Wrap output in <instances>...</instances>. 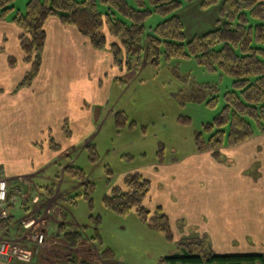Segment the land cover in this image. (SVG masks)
Wrapping results in <instances>:
<instances>
[{"label":"rangeland","instance_id":"obj_1","mask_svg":"<svg viewBox=\"0 0 264 264\" xmlns=\"http://www.w3.org/2000/svg\"><path fill=\"white\" fill-rule=\"evenodd\" d=\"M28 1L30 0H14V11L9 17L15 11L23 13ZM95 1L98 11L105 14L107 7L99 0ZM127 2L131 8H135L132 0ZM175 15L183 24L185 42L216 30L219 27L218 21L221 20L217 5L203 9L198 0L183 1ZM168 18L169 16L152 15L144 22V50L146 36ZM102 32L107 38V51L110 44H120L118 40L108 36L106 28ZM71 58L65 54L62 67L53 72L47 88L42 85L45 86L42 92L46 95L42 96V99L45 98L46 103L51 104V109H43L42 124L45 123L51 129L52 137L61 145L66 142L63 135L69 136L71 150L68 157L60 158L57 164L42 172L40 179L34 180V184L53 188L55 193L47 203L39 201L36 205L28 207L26 212L30 213L29 224L35 220L30 228H35L36 220L44 214V210L49 215L43 216L39 223L50 230L55 224L54 221L61 218V213H67L73 230L82 232L86 243V246L81 244L80 251L72 252L77 264H88L82 260V256L87 259L88 255L92 257L89 264H98L100 261L102 264L98 251L105 249H110L113 253V257L107 259V264H157L160 258L182 255L183 252L178 248L180 241L197 238L203 239V246L198 249L189 247L190 253L203 255V249L211 250L212 246L206 242L213 240L211 235L177 236L174 233V241L168 242L160 233L148 229L133 213L118 216L107 210L103 205V198L110 194L113 187L121 186L126 175H144L146 169L154 170L158 167L159 160L165 164H173L192 157L196 152L194 134H203L205 125L223 108V95L231 91L232 80L220 73H209L193 59L171 58L166 61L161 55L158 66H152L146 62L143 53L138 61L131 62L130 70H126L128 68L121 62V66L114 65V69H106L103 72L92 69L85 61L71 62ZM90 64H93L92 60ZM98 79H101V94L97 93ZM205 84L217 88L214 94L217 96L215 108L210 107L208 103L212 100L210 90L202 93L198 102L191 100L192 94H195L192 91ZM53 102H57V106H54ZM118 113L127 116V125L123 128H118L115 124L114 118ZM63 121L67 122L68 133L60 130ZM203 137L207 139L205 134ZM42 144L44 145V142ZM87 145H93L95 148L94 162L90 159ZM217 156L225 157L221 154L214 155ZM69 165L82 171L85 181L92 184L91 191L64 172V168ZM225 175L224 172L223 178ZM45 177L49 180H42ZM19 189L21 193L26 191L23 186ZM11 192L14 195L10 198L9 214L19 218L24 214L21 209V194L13 189ZM85 194L91 204L86 200ZM98 217L100 224L97 229L101 244L95 248L88 238L95 232L93 225ZM34 235L39 234L29 232L26 238L32 240ZM252 237L264 238L262 235ZM53 239L48 241V245H51ZM46 241L44 235L40 248L45 246ZM237 246V243L232 244V247ZM51 248L53 253H60L58 256L65 260L66 256L60 247L54 248L52 245ZM252 248L241 252L237 249L234 253H258L255 245ZM212 251L221 255L220 252ZM63 258H60L58 264H62Z\"/></svg>","mask_w":264,"mask_h":264},{"label":"trees","instance_id":"obj_2","mask_svg":"<svg viewBox=\"0 0 264 264\" xmlns=\"http://www.w3.org/2000/svg\"><path fill=\"white\" fill-rule=\"evenodd\" d=\"M13 1L0 0V21H9L20 31L19 47L24 55V63L29 65V70L17 90L29 86L37 76L46 41L45 25L49 19L55 18L63 26L74 28L80 36L87 39L94 51L102 52L107 49V38L102 32L106 28L108 36L120 42L119 45H109L108 51L113 65L121 66V62H124L122 64L128 68L126 70H130L131 62L138 61L144 53L146 62L152 66H158L161 55L166 61L171 58L193 59L209 73H220L230 78L232 89L223 95V108L204 127L203 134L207 139H204L202 133L194 134L197 153L234 147L249 141L256 134L264 135V0H198L203 9L217 5L221 20L218 21L219 27L216 30L194 37L188 42H185L183 24L175 14L180 10L183 1L197 0H132L135 8H131L127 0H99L107 7L105 14L98 11L95 0H30L23 13L15 11L9 17L14 11ZM152 15L169 18L146 36L144 50V22ZM12 62L11 59V65ZM200 87L192 91L195 94H192L191 100L198 102L202 93L210 90L212 100L208 103L215 108L217 96L214 94L217 88L210 84ZM114 121L118 128H123L127 125V116L118 113ZM62 130L68 133L67 122L63 124ZM53 147L60 150L59 146ZM86 148L94 162V146L87 145ZM64 172L82 183L87 190H92V184L85 181L80 169L68 166L64 168ZM49 190L47 196L52 197L53 188ZM149 190V180L143 174L132 173L123 178L121 186L111 189L110 194L103 198V205L118 216L133 213L148 229L160 233L166 241L172 242L174 236L168 217L160 208L151 212L144 206ZM13 195L10 192L9 198ZM85 196L91 204L88 195ZM60 217L54 237L71 249L64 264H77L72 252L77 251L81 245L82 232L72 230L68 224L67 213L62 212ZM11 221L9 215L0 222V228L8 229ZM94 221L95 232L88 239L98 247L101 244L97 229L100 218ZM203 242V239L182 240L178 243L182 255L160 258L157 264H264V253L218 255L210 249H203V255L190 253L189 247L202 248ZM98 253L102 261L113 257L110 249Z\"/></svg>","mask_w":264,"mask_h":264},{"label":"crops","instance_id":"obj_3","mask_svg":"<svg viewBox=\"0 0 264 264\" xmlns=\"http://www.w3.org/2000/svg\"><path fill=\"white\" fill-rule=\"evenodd\" d=\"M45 32L39 72L29 86L17 90L29 65L24 63L19 47L20 31L9 21H0V179L5 181L8 191L13 189L21 194L24 214L17 218L10 213L12 221L7 231L10 239H17L25 250L32 252L29 262L21 264H58L63 257L58 256L60 253H53L52 245L60 247L65 256L71 252L66 244L53 237L55 233L52 234L60 218L54 221L50 230L39 223L43 216L49 215L44 210V214L36 220L35 228L31 229L35 220L29 224L30 213L26 212L28 207L39 201L45 204L53 198L47 196L49 187L36 185L34 180L40 179L42 172L57 164L60 158L68 157L71 150L68 137L63 135L66 142L61 145L52 137L51 129L42 124L43 109H51V104L42 99V96L46 97L42 89L52 79L53 72L62 67L65 54L72 57L71 62L85 61L94 70L104 72L114 69L111 54L107 50H92L87 39L74 28L63 26L57 19L51 18L45 25ZM91 60L93 64H90ZM100 81H97L98 94H101ZM53 103L57 106V102ZM262 141L264 135L256 134L249 141L234 147L195 152L187 160L173 164L163 161L154 170L146 169L144 176L150 182V190L144 206L151 212L160 208L177 236H213L210 243L206 242L212 246L211 250L219 254H234L237 249L238 252L251 250L253 245L257 247L256 252H264V238L252 237L264 236ZM53 146H59L60 150H55ZM215 154L225 157H214ZM224 172L226 175L223 178ZM42 180L49 179L45 177ZM20 186L26 191L21 193ZM68 224L72 228L69 220ZM29 232L46 235L45 246L37 249L34 237L32 240L26 238ZM50 239L53 242L48 245ZM233 243H237V248L232 247ZM81 244L86 246L84 240ZM80 248L81 245L76 252ZM88 256L87 259L82 256V260L89 264L92 257ZM62 260L64 264V258ZM102 264H107V260Z\"/></svg>","mask_w":264,"mask_h":264},{"label":"built area","instance_id":"obj_4","mask_svg":"<svg viewBox=\"0 0 264 264\" xmlns=\"http://www.w3.org/2000/svg\"><path fill=\"white\" fill-rule=\"evenodd\" d=\"M10 198L5 181L0 179V222L9 216ZM8 229H0V263L21 264L27 263L32 257V252L23 248L17 239H10L7 235ZM44 240V235L39 233L34 238V242L39 249ZM37 252V251H36Z\"/></svg>","mask_w":264,"mask_h":264}]
</instances>
